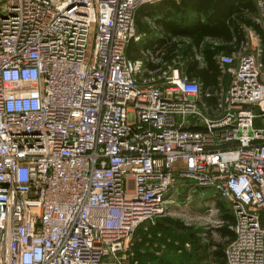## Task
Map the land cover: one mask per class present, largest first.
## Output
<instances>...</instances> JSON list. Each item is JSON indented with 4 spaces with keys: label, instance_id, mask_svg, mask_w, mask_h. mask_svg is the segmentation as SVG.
<instances>
[{
    "label": "built area",
    "instance_id": "1",
    "mask_svg": "<svg viewBox=\"0 0 264 264\" xmlns=\"http://www.w3.org/2000/svg\"><path fill=\"white\" fill-rule=\"evenodd\" d=\"M150 1L0 0V264H140L180 180L231 201L227 264H264L260 38L203 89L161 47L127 54Z\"/></svg>",
    "mask_w": 264,
    "mask_h": 264
},
{
    "label": "trees",
    "instance_id": "2",
    "mask_svg": "<svg viewBox=\"0 0 264 264\" xmlns=\"http://www.w3.org/2000/svg\"><path fill=\"white\" fill-rule=\"evenodd\" d=\"M225 6L226 3H223V0H155L145 2L140 4L136 9L137 32L140 35L144 34L141 33L143 31L140 30L139 24L144 15L150 14L151 16L157 15L156 19L162 21L168 32L189 35L196 47L205 37L215 38L212 42L202 44L201 52L205 65L198 69L199 74L203 78L202 87L213 86L217 83L219 74L215 54L220 50L228 52L232 48L239 46L241 40L244 39L241 27L242 22L252 26L259 33L263 46L261 62L264 65V30L260 26L261 22L256 19L259 15L256 0H248L240 6H235L233 2L230 3V7ZM180 8L183 10V14L178 17L177 11ZM254 10H256V20H253L254 18L249 13L247 14V12H254ZM167 17L171 18L167 19ZM147 31H151V29L147 27L144 32L148 33ZM139 40L131 39L128 45H136L139 43ZM178 41L181 40L178 39ZM178 45L177 42L169 43L165 41V43H161L155 46V48L165 46V48L163 47L165 50L163 57L170 60L175 48H181ZM145 48L149 47L146 46ZM182 51L184 54H187V67H192L193 63L197 62V59L194 57L193 50L189 47V44L182 47ZM188 55L190 56L188 57ZM190 183L191 181L189 180H180L176 184H182V189L185 191L187 187L194 185H190ZM175 185L171 186L167 195L170 194L171 189ZM195 188L201 190L203 194H211L213 191L214 194L211 197H213L212 199L220 212L219 215L222 220L215 229L223 236L224 240H213L207 232L204 234L205 238L203 240V237L198 234L197 230H194L188 224H184L180 218L167 215L162 219L159 218L154 226L162 228L175 227L186 231L187 241L191 245L190 248L184 250L182 253L170 250L159 255L146 250L145 252L138 251L137 256L140 257V264H227L225 246L233 237L234 232L230 225L233 224L235 219L231 202L219 196L210 186L195 185ZM145 221H149V219Z\"/></svg>",
    "mask_w": 264,
    "mask_h": 264
},
{
    "label": "rangeland",
    "instance_id": "3",
    "mask_svg": "<svg viewBox=\"0 0 264 264\" xmlns=\"http://www.w3.org/2000/svg\"><path fill=\"white\" fill-rule=\"evenodd\" d=\"M247 1L248 0H223V3H226L225 7H230V3L232 2L235 6H240L241 4H243V2L245 3ZM238 13L240 12L238 11ZM248 13L254 18L253 20H256V10H254V12H247V14ZM241 27L244 33V37H247L249 42H251L250 39L252 40V42H255L254 39L250 36L251 31L255 29L244 22L241 23ZM261 70L262 77L264 78V65L261 66ZM129 119H133L132 112L129 114ZM261 119L262 121H264V116H262ZM190 185H192V182L190 183ZM182 186V184H176L171 189L169 197L173 200L168 203L167 211L164 215L157 217L154 222L150 220L143 221V223L136 228L133 237L135 242L134 249L136 250V255L138 251L141 252V247H146V251H150L158 255L170 250H174V252L177 253H182L184 252V250L190 248L191 245L190 242L187 241L186 231L175 227L162 228L154 226L158 222L159 218L162 219L167 215L180 218L184 222V224H188L194 230H197L198 234L203 237V240L205 238L204 234L206 232L210 234V237L213 240H224L223 236H221L215 229L219 224L220 212L214 200L212 199L213 197H211V195L214 194L213 191L211 194H203L201 190L195 188V185H193L192 187H187V189L184 191L182 189ZM229 202L231 201L229 200ZM262 223L264 224V210H262ZM154 242H158L160 244H164L163 242H165L161 253H157L155 249H149V244Z\"/></svg>",
    "mask_w": 264,
    "mask_h": 264
},
{
    "label": "crops",
    "instance_id": "4",
    "mask_svg": "<svg viewBox=\"0 0 264 264\" xmlns=\"http://www.w3.org/2000/svg\"><path fill=\"white\" fill-rule=\"evenodd\" d=\"M181 14H183V10L180 8L177 11L178 17H180ZM156 18H157V15L151 16L150 14H146L142 17L139 26H140V30L143 31L141 33H144V34L141 35L142 37L140 38V40L138 39L139 40L138 44H136V45L134 44L133 46H131V45L127 46V50H128L127 54L129 56L134 55L131 57H139L142 55V50H144V48L146 46L149 47L148 49L156 50L155 46H157L161 43H165V41H168L169 43L177 42L179 44L178 46L181 48H178V47L175 48L174 53L172 54L170 61L173 62V60H177V61L179 60L181 63L180 65H181L182 70L188 76L197 78L200 81L201 86H202L203 78L198 72V69L205 65V60H204V57H203L202 52H201L202 44L205 42H212V40L215 38L205 37L203 39V41H201L200 44L196 47L195 43L193 42L192 38L189 35L187 36V35H183L180 33L168 32L166 30V28L164 27V24L162 23V21L160 19L158 20ZM170 18L171 17H167V19H170ZM136 20H137V15H136ZM260 25H262L261 27L264 30V28H263L264 25L262 23ZM137 26L138 25H137V21H136V28H137ZM147 27H149L151 29V31H147L148 33H145L144 31H146ZM255 33L260 38V41H259L260 44H262L261 37H260L259 33L257 31ZM178 39H180L181 41H178ZM254 40H256V39H254ZM186 44H189V47H191V49L193 50L194 57L197 59V62L195 64L193 63V66L190 68L187 67V63H186V61L188 60L186 57L187 54H184L182 51V47H184ZM163 47L165 48V46H163ZM163 47H161V48L164 50ZM235 49H237V47L232 48L230 51L235 50ZM220 51H223V50H220ZM230 51H228V52H230ZM224 52H226V51H224ZM130 53H131V55H130ZM189 56L190 55H188V57ZM221 221L222 220L219 218V224ZM232 225L233 224L230 225L231 228H232ZM142 249L146 250V247L145 248L141 247V251L145 252V250H142Z\"/></svg>",
    "mask_w": 264,
    "mask_h": 264
}]
</instances>
